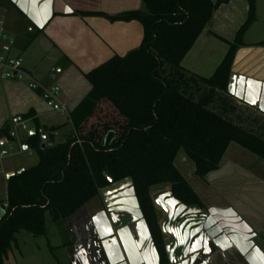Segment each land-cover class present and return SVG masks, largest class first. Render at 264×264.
<instances>
[{"label":"trees","instance_id":"trees-1","mask_svg":"<svg viewBox=\"0 0 264 264\" xmlns=\"http://www.w3.org/2000/svg\"><path fill=\"white\" fill-rule=\"evenodd\" d=\"M227 2L142 0L141 9L118 14L80 12L111 21L138 20L143 40L85 74L91 89L70 112L73 133L64 142L53 144L38 131L21 140L39 161L7 179L0 264H6L18 232L44 235L46 213L54 221L85 215L102 187L125 178L132 179L160 264H169L151 187L171 183L177 200L202 205L175 164L179 151L186 152L201 178L220 167L232 142L264 160V114L240 106L228 90L256 0H248V19L212 76L183 65L215 10ZM10 131L5 128L3 135L11 141Z\"/></svg>","mask_w":264,"mask_h":264},{"label":"crops","instance_id":"crops-1","mask_svg":"<svg viewBox=\"0 0 264 264\" xmlns=\"http://www.w3.org/2000/svg\"><path fill=\"white\" fill-rule=\"evenodd\" d=\"M9 1L0 0V20L4 22L7 34L12 36L5 44V52L25 56V68L45 85L51 84L50 72H43L40 66L49 58L50 71L52 68L58 70L57 83L62 88V99L68 107L72 106L70 112L91 89L86 73L116 55H126L138 48L143 40V26L138 20L111 21L101 15L80 13L118 14L141 9L142 0ZM240 2L238 12L235 7V12L229 9L232 0L215 10L188 55L194 54L201 41L232 42L233 35L249 15L248 0ZM258 23L264 24V0H256L255 17L243 35L244 42L237 48L229 86L231 95L240 106L264 114V34L248 38L252 34L250 30ZM224 30L230 36H224ZM39 39L47 49L45 54L38 55L37 60L31 62L30 46ZM18 49L22 54L16 53ZM184 67L206 75L203 68L186 64ZM53 113L59 112L47 106L39 91L31 90L23 82L0 77V146L5 144L2 143L4 140L10 143L18 140L20 127L12 121L15 116L30 115L27 118L30 131L35 129L33 123L46 130L50 126L43 120ZM7 127L14 140L3 135ZM241 148L232 142L220 167L205 178L198 177L194 167L192 174L196 177L191 176L192 184L176 165L202 205H187L177 200L172 194L171 183L151 187L150 195L169 264H264V161ZM21 154L23 152L17 155ZM182 163L189 164L185 156ZM30 166L33 165L23 158L6 163V188L10 172ZM0 200L1 215L7 196ZM49 220L46 213L45 234ZM56 222L65 226L72 237L63 242L69 264H160L131 179L102 187L99 195L87 203L85 215ZM20 234L21 231L16 234V246Z\"/></svg>","mask_w":264,"mask_h":264},{"label":"rangeland","instance_id":"rangeland-1","mask_svg":"<svg viewBox=\"0 0 264 264\" xmlns=\"http://www.w3.org/2000/svg\"><path fill=\"white\" fill-rule=\"evenodd\" d=\"M241 5L242 2H240V0H232L229 9L232 11L236 9V12H238ZM233 7H235L234 10ZM231 16L233 17V15ZM233 18H235V16ZM237 32L232 37V43L236 40ZM250 33L252 34H249V39H254L258 38V36H262V34H264V24H256L252 27ZM222 34H224V36L226 37L230 36V34L226 30H224ZM8 36L9 37L7 39H1L0 42L2 43V45H5L11 41L12 36L9 33ZM243 42L244 40L242 38V43ZM30 47L31 48L29 51L32 57L31 62H35L38 58V55L40 56L45 54V51L47 49L46 45H44L41 39L34 42V44ZM198 47L199 48H197V50L193 52L194 54H189L187 56V59L184 63L189 66L194 65L196 68H203V71L206 74L205 76L210 77L214 74L217 66L225 57L230 44L224 40L214 39L212 41L209 40L208 42L204 43L201 41ZM27 49L28 48H26L25 50L28 51ZM16 53L22 54L20 49H18ZM24 59L25 56H23V60ZM50 65L51 60L47 58L46 61L41 64L40 69L43 72L49 73L51 68ZM69 108H72V106ZM43 122H46V124L50 126L48 129H46V131L49 142L51 141L53 144L64 142L67 137L73 133V126L67 114L53 113L46 116ZM32 127L37 128L34 123L32 124ZM53 132H55V134L53 135V139L50 140L52 138L51 134ZM17 134L19 137L18 140L12 142L10 145L6 143L0 146V152L2 151L1 149H6L10 152L9 155L0 157V198H5L7 196V188L4 184V165L6 163L19 158H23V160L31 165H35L39 161V156L33 150L32 155H29L27 152H23L21 156L17 155L18 152H21V150L23 149V142L21 140H26L28 137V133L27 131L19 128L17 130ZM21 137L23 139H20ZM234 145L238 144L234 143ZM11 148H13L14 150H11ZM241 149L242 151H244L243 148ZM183 156L186 157V160L189 163L188 165L182 163ZM175 163L176 165H178L186 179L192 184L194 181L193 179H191V176L196 177L194 176L195 174H192V170L194 169L195 165L184 150H181ZM194 179L195 181H197V178ZM47 217L48 220L50 219L47 224V234L35 236L34 234L26 230H22L18 238V246H16L15 244L13 245L12 250L9 252V257L6 260V264H59V262L62 264L70 263L67 247H65L63 244L64 241L68 242L70 241V239H72L71 235L69 234V230L65 226H60L59 222L54 221L49 213H47Z\"/></svg>","mask_w":264,"mask_h":264},{"label":"built area","instance_id":"built-area-1","mask_svg":"<svg viewBox=\"0 0 264 264\" xmlns=\"http://www.w3.org/2000/svg\"><path fill=\"white\" fill-rule=\"evenodd\" d=\"M8 34L4 25V22L0 20V41L1 39H7ZM6 47L0 42V77L4 80H13L25 83L31 90L39 91L41 96L45 100L47 106L54 112H59L61 114H67L70 116V109L67 103L62 99V88L57 83L58 70L57 68H52L49 74L51 80L50 85H45L40 80L36 79L34 75L28 71L24 66V60L22 55L12 56L5 52ZM5 52V53H4ZM13 123L20 127L22 130L27 131L30 135V125L29 119L24 118L21 115H17L12 119ZM35 133H45L47 136V131L43 128L33 129ZM53 132L51 135H54ZM20 139H23L22 137ZM2 143L9 145L11 144L8 140L2 141ZM23 148V147H22ZM11 150H14L11 148ZM21 152H27L32 154V149H22ZM10 152L6 149L0 152V157H5L9 155ZM7 207V204H5Z\"/></svg>","mask_w":264,"mask_h":264},{"label":"water","instance_id":"water-1","mask_svg":"<svg viewBox=\"0 0 264 264\" xmlns=\"http://www.w3.org/2000/svg\"><path fill=\"white\" fill-rule=\"evenodd\" d=\"M230 76H232V73L230 74ZM229 80H230V79H229ZM228 90H229V93L231 94V93H232V91H231V86L228 87ZM29 134H30V135L35 134V131L32 130V131H30ZM41 137H42V139H46L47 136H46L45 133H43ZM43 147H45V144H43ZM23 148H24V149H28V148H29L28 144H23ZM24 170H25V168L22 167V168L18 169L17 172H10V173L8 174V178L11 177V176H13V175H15V174H20V173H22ZM109 179H110V181H112L111 178H109ZM125 179H126V178H125ZM128 179H131V178H128ZM131 180H132V179H131ZM5 212H6L5 209H3V212H2L1 215H0V218H2V217L5 215Z\"/></svg>","mask_w":264,"mask_h":264},{"label":"flooded vegetation","instance_id":"flooded-vegetation-1","mask_svg":"<svg viewBox=\"0 0 264 264\" xmlns=\"http://www.w3.org/2000/svg\"><path fill=\"white\" fill-rule=\"evenodd\" d=\"M81 257V255H79Z\"/></svg>","mask_w":264,"mask_h":264}]
</instances>
